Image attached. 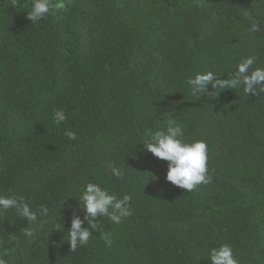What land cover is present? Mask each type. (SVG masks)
I'll return each mask as SVG.
<instances>
[{
	"label": "trees",
	"instance_id": "obj_1",
	"mask_svg": "<svg viewBox=\"0 0 264 264\" xmlns=\"http://www.w3.org/2000/svg\"><path fill=\"white\" fill-rule=\"evenodd\" d=\"M52 2L64 7L33 23V0H0V195L24 197L38 213L36 224L14 209L0 214V259L210 264L209 249L228 244L239 264H264V92L210 84L194 97L187 84L207 71L227 79L247 56L264 67V0ZM245 10L261 31H249ZM57 109L67 116L60 125ZM170 122L185 142H206L211 183L175 186L168 162L143 149L146 134ZM88 182L132 194V215L119 224L98 215L111 246L90 229L73 251L72 219L88 226L79 200Z\"/></svg>",
	"mask_w": 264,
	"mask_h": 264
},
{
	"label": "clouds",
	"instance_id": "obj_2",
	"mask_svg": "<svg viewBox=\"0 0 264 264\" xmlns=\"http://www.w3.org/2000/svg\"><path fill=\"white\" fill-rule=\"evenodd\" d=\"M62 7H64L62 3H53L52 0H33L31 11L27 12V19L30 22L37 23L45 19L54 8L59 9ZM242 15L251 21L250 32L261 31L259 22L252 16L251 12L245 10ZM256 63L257 60L254 56L242 58L236 65L235 71L227 79H220L212 71L197 73L194 77L187 80L191 95L200 97L208 91L210 84L215 90L218 88L235 90L242 87L246 94L257 95L260 92H264V67L253 68ZM53 118L54 123L60 125L66 121L67 116L64 110L57 109L53 113ZM64 135L70 141L77 138V133L72 130H66ZM182 136L183 129L179 125L173 126L172 122H170L166 130L156 131L155 133L148 132L142 146L154 157L168 162L167 181L182 189L191 191L198 185L211 183L213 179L212 175L209 174L208 168V146L203 140L185 142L180 139ZM107 167L110 169L112 176L117 179L123 177L124 172L119 167L111 164L107 165ZM132 199V194H125L122 198H118L116 194L110 193L107 188L102 187L98 183H86L80 193L79 200L86 212L85 221L88 226L82 228L84 221H81L79 217L72 219L71 227L68 231L71 249L74 251L78 247L88 244L92 236L90 229L99 230L101 239L106 245L111 246L113 243L112 233L110 231H102L95 218L98 215L107 216L111 222L121 223L123 218L132 215L129 207ZM13 209L19 217L30 224L38 222V213L29 206L24 197L15 194L0 195V214ZM39 211L44 216L48 215L46 207L42 206ZM56 228L60 229V226L58 225ZM35 232V228L29 227H25L22 230L23 235L27 237H34ZM142 249L144 255L150 252L149 246L145 242L142 244ZM208 260L210 264H239L238 259L234 256L232 247L228 244L209 249ZM0 264H5L3 259H0Z\"/></svg>",
	"mask_w": 264,
	"mask_h": 264
}]
</instances>
